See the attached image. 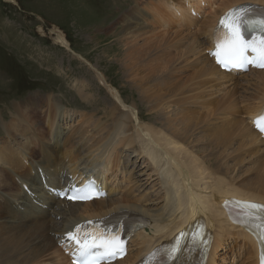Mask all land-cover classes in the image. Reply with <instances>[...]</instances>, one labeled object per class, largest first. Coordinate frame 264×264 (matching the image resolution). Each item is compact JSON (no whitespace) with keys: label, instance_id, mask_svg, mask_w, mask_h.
Instances as JSON below:
<instances>
[{"label":"bare ground","instance_id":"1","mask_svg":"<svg viewBox=\"0 0 264 264\" xmlns=\"http://www.w3.org/2000/svg\"><path fill=\"white\" fill-rule=\"evenodd\" d=\"M157 3L158 0H136L132 4L135 12L130 9L127 16L130 21L134 19L128 23L133 25L128 32L133 38L124 34L120 36L124 47L118 63L121 64L124 78L146 99L149 107H152L151 113L166 121L167 128L162 124L160 127L143 124L140 105L133 101L135 99H123L121 89L106 79V85L109 84L113 90L111 96L118 98L120 104L111 102L108 116L103 120L96 118L95 111L88 112L89 115L82 112V119L78 121L82 126L72 127L77 133L67 141L69 146L75 148L65 149L60 156H56L57 160L65 163L66 171L59 169L60 164L53 174H59L64 180L78 175L81 177L84 173L96 176L97 167L102 164L105 166L97 177L105 187L112 185L107 181L116 182L119 177L122 182H129L125 191L135 195L138 193H135L137 179L133 171L127 173L125 163L123 168L126 174H120L116 168L123 160L119 150L137 146L138 154L146 158L152 172L160 178L164 190L163 204L155 208L154 201L146 194L139 198L107 197L91 202L63 200L58 203L43 189H40L38 196L31 191V198L29 194H23L18 182L2 175L11 170L14 174L28 175L15 151L17 140L14 137L19 135L20 142L26 135L32 136L36 130L45 138L48 135L43 125L34 126L37 122L26 115L22 116V110L17 106L18 115L13 118L18 121L13 119L7 125L4 123L7 134L5 144L0 138V196L6 198L9 204L0 201V264H51L47 262L50 260L52 264H72L60 245L66 232L80 223L86 225L89 218L120 214L140 215L145 219L129 239L128 255L114 264L138 261L164 239L170 238L178 230H184V226L193 225L195 219L204 220L212 233L214 226L217 229L216 235L213 234L207 264H218V257L222 264L228 260L219 255V248L227 247V240L224 244L222 240L229 236L240 240L245 248L240 264H258L259 242L226 217L222 202L226 198H239L264 203V138L252 123L264 108V70L250 68L249 71L254 72L253 77H246L247 81L239 85L237 95L233 90L235 85L225 81L237 72L224 74L210 52L214 47V33L223 29L217 27L222 13L248 3L261 5L262 9L257 13H264V0L217 2L219 9L209 11L199 29L207 27L203 39L196 36L193 29L184 27L183 20L171 9L168 0L159 2L158 6ZM140 17L144 18L146 29H141L145 24L139 21ZM168 20L178 26L172 28L171 23V27H164V22ZM40 30L42 32L43 28ZM50 32L54 43L71 48L72 44L61 28L53 25ZM86 85L83 84L82 88L89 90L88 93L95 98L92 88ZM194 105L200 109L194 108ZM67 112L72 114L69 109ZM247 112L248 118L243 114ZM45 115L48 114H43V122L52 125ZM210 117H214V120H209ZM92 131L94 135L90 137ZM189 133L191 136L184 138ZM27 147H33L32 153L38 152L33 142H28ZM77 147L80 151L81 148L83 151L85 149V152L75 153ZM44 162L50 168L53 166L50 158L44 159ZM81 164L82 169H79ZM41 179L46 189L49 185L59 186L64 182L55 181L52 184L45 175H41ZM33 186L40 185L33 183ZM36 204L42 208L44 217L48 214L40 224L14 212H30ZM46 204L47 208L44 207ZM58 215L63 219L61 224L55 219ZM37 243L42 246L40 252L37 251ZM19 253L28 258L22 261L17 259L15 255ZM233 257L239 259L241 254Z\"/></svg>","mask_w":264,"mask_h":264},{"label":"rangeland","instance_id":"2","mask_svg":"<svg viewBox=\"0 0 264 264\" xmlns=\"http://www.w3.org/2000/svg\"><path fill=\"white\" fill-rule=\"evenodd\" d=\"M135 1L17 0L13 4L0 0V138L2 137L3 144H5L7 134L4 130V123L7 125L13 119L18 121L17 118H13L18 115L17 106L22 110V116L26 115L27 118L35 120L37 123L34 126L43 125L42 128L48 135L45 138L36 130L37 132L33 131L32 136L26 135L23 139L21 138L20 142L18 141L19 135L14 137L17 140L15 151L25 165L28 175H20L17 172L14 174L13 170L5 171L2 175L18 182L23 194H29L26 191L27 188L38 196L40 189H43L56 203L63 201L57 199L45 188L41 175H45L52 184H55V181L59 183L65 181L64 177L59 174L57 176L53 174L60 164L59 169L66 171L65 163L57 160L56 156H60L65 149L75 148L69 146L67 141L72 134L77 133L72 130V127L82 126L81 123H78L82 119V112H87L89 115L90 112L95 111L97 112L96 118L103 120L104 117L107 118L108 116L111 102L120 104L117 102L118 98L111 96L113 90L108 86L109 84L106 85V79L121 89L123 99L131 101L135 99L133 101L140 105L143 124H152L156 127H160L159 125L162 124V127L167 128L166 121H161L163 120L162 117L151 113L152 107H149L146 99L137 88L132 87L128 79L124 78L121 64L118 63L124 47L120 41V36L124 34L133 38L128 35L133 25L128 23L134 19L131 18L132 21H130L127 14L130 9L135 12V7L132 5ZM161 1L163 0H158L157 6ZM219 1L221 0L217 2ZM168 2L171 9L183 20L184 27L189 30L193 29V33L203 39L207 27H203L202 30L199 29L204 19L207 18V13L211 11L207 8L212 7L214 1L168 0ZM192 9L195 10L197 16L192 14ZM193 15L195 17H192ZM139 21L142 25L145 24L141 29H146L147 24L144 18L140 17ZM171 23L172 28L178 26L172 20L164 22L163 25L164 27H171ZM53 25H57L65 32L72 44V49L60 43H54L53 35L50 32ZM41 27L44 32H41ZM226 73L228 72L224 71V74ZM253 73L250 71L246 73L237 72L230 75L225 81L234 84L233 90H236V94L239 95V85L246 83V77H253ZM86 83V86L92 88L94 95L96 94L95 98L88 93L89 90L85 87L82 88L83 84ZM218 97L220 96L218 95ZM151 99L148 98V100ZM117 108L124 109L121 106H117ZM194 108L200 109L198 105H194ZM68 109L71 110V115L67 112ZM46 113L48 115H45V119L49 118L52 125L43 122V114ZM243 114L248 118V112ZM209 120H214V117H210ZM93 131L89 134L90 137L94 135ZM11 134L14 136V133ZM189 136H191L190 133L185 134L184 138ZM28 142H33L38 152L32 153L33 147H27ZM136 148L137 146H129L119 150L123 160L116 171L120 174L124 173L123 163H125L127 173L133 171L136 176L135 193H138L133 195L131 192L125 191L129 182H122L118 177L116 182L107 181V183L112 184H107L108 197L129 198L136 196L139 198L146 194L151 201H154L155 208H159L163 204L164 193L160 178L152 172L147 164L148 161L143 155L138 154L139 151ZM78 152L84 153L85 149L83 151L81 148L80 151L78 148L75 153ZM46 158L52 159L53 166L51 168L44 162ZM82 165L79 166V169H82ZM104 166L102 164H99L98 167L95 166L98 170L95 175L100 176V170ZM33 183H38L40 186L34 187ZM113 191L115 195H113ZM33 193L29 194L30 198ZM0 197V201L6 203V198ZM7 198H9L8 195ZM13 199L17 200L14 197ZM140 202L143 203V200ZM6 205L9 206L8 203ZM14 212L21 217L27 216L30 221H37L39 224L40 221L48 217V214L43 216L44 212L37 204L30 212L25 210ZM60 217L61 215H58L55 219L59 220L61 224L63 219ZM214 228L213 234L216 235L217 229L215 226ZM225 240L228 243L227 247L221 246L219 248V255L228 259L224 264H240L245 252L241 241L233 236L224 238L223 244ZM36 247L37 251L42 250L39 243ZM28 250L35 251L33 248H28ZM235 254H241V257L235 259L233 257ZM15 257L21 261L28 258L22 253L15 255ZM218 261V264H222L219 257ZM47 262L53 263L51 260Z\"/></svg>","mask_w":264,"mask_h":264},{"label":"flooded vegetation","instance_id":"3","mask_svg":"<svg viewBox=\"0 0 264 264\" xmlns=\"http://www.w3.org/2000/svg\"><path fill=\"white\" fill-rule=\"evenodd\" d=\"M58 27V26H57ZM60 28V27H59Z\"/></svg>","mask_w":264,"mask_h":264}]
</instances>
